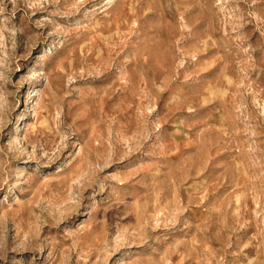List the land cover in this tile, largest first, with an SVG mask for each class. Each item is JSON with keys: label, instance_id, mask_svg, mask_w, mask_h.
I'll use <instances>...</instances> for the list:
<instances>
[{"label": "rangeland", "instance_id": "rangeland-1", "mask_svg": "<svg viewBox=\"0 0 264 264\" xmlns=\"http://www.w3.org/2000/svg\"><path fill=\"white\" fill-rule=\"evenodd\" d=\"M0 264H264V0H0Z\"/></svg>", "mask_w": 264, "mask_h": 264}]
</instances>
